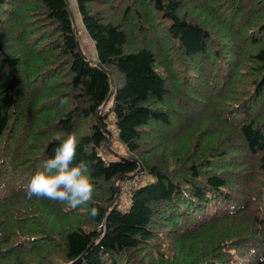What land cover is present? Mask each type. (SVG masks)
<instances>
[{"label": "trees", "instance_id": "1", "mask_svg": "<svg viewBox=\"0 0 264 264\" xmlns=\"http://www.w3.org/2000/svg\"><path fill=\"white\" fill-rule=\"evenodd\" d=\"M110 1L76 0L91 59L68 0H0V264H21L12 248L33 239L58 248L59 264H260L264 0H146L151 24L156 13L167 32L161 57L142 43L127 48V29L103 15ZM133 14L147 34L126 5L122 17ZM110 125L125 154L112 151ZM69 133L79 140L74 163L90 165L93 199L73 209L28 199ZM14 134L33 145L10 162ZM135 171L152 180L134 186L122 211L116 186Z\"/></svg>", "mask_w": 264, "mask_h": 264}, {"label": "rangeland", "instance_id": "2", "mask_svg": "<svg viewBox=\"0 0 264 264\" xmlns=\"http://www.w3.org/2000/svg\"><path fill=\"white\" fill-rule=\"evenodd\" d=\"M193 1L194 0H187V2H193ZM196 1L197 0H195V2ZM68 4L70 6L71 14L74 20L75 31H76V34L78 35V42L81 45L83 52L88 57L93 59L95 58L94 44L91 38L89 37V35L87 34L86 30L84 29V26L81 21L80 13L76 6V0H68ZM129 4L133 7V11L138 10V12L141 13V18H142V20L140 21V23H142L141 25L149 24L150 28H147V29L144 28V30H147V34H144V31L140 32L141 34H139V32L137 31L136 25L132 23L133 21L132 18L135 17L134 14L127 18L122 17V12H123L124 7ZM143 4L146 7H149V8L151 7L150 6L151 4L146 0H111L110 3H108L102 11H103V15L106 20H111L113 22H120L121 25L125 29H127V32H128L127 48H134L133 46H137L142 43L145 46L153 47L155 51L158 52L159 56L161 57L162 50L160 49L159 43L161 41L165 43V41L167 40V32L165 34V27L161 25L160 17L156 13L154 15H155V22L158 23L157 28H155L154 25L151 24L154 21V18L153 16H151L149 19L148 15L144 12L145 9L143 8ZM205 6L207 8L208 4ZM204 14L205 13L203 10L202 15ZM144 17L146 19H144ZM17 25H18V20H14L10 24L6 23L5 28H3L4 35H7L9 37L13 32V31H10L9 29H11L12 26H17ZM144 37H145V40H144ZM51 66L52 64L46 67H51ZM109 103L110 102L106 104V107H105L106 109ZM110 129H111V138L109 142H110L111 147L114 149L112 151H116L117 153H120V154H125L126 153L125 148L117 140L115 131H113V127L111 125H110ZM14 136L15 134L12 137H9V139L12 140L11 141L12 146L11 147L8 146L7 152L5 154V155L9 154L8 159L12 160L10 162H14V160H16L15 158H18L16 157V155L19 153V149L21 148L20 145H22L24 141H27L26 146L29 147V143L31 142L30 139H33L32 136L28 139L27 136L21 135L18 139V144H17V142L14 141ZM30 145H33V144L30 143ZM41 145H42V142H40V147ZM100 150L104 156L113 155L112 154L113 152L109 151L107 148L101 147ZM38 151L39 149L37 150V153ZM117 153H114V154H117ZM22 167L23 168L25 167L24 169H26L27 172L30 171V168H31L27 166H22ZM151 180H152V176L148 174L147 172L140 173V181H142V184L149 182ZM114 201L117 202L115 203L118 204V207L122 211H125L128 209V205L130 201V194L129 193L118 194V198H114L112 203H114ZM18 215L24 216L25 212L18 211ZM76 218H77V213L76 215L75 214L73 215L74 221L76 220ZM82 221H87V217L85 215L82 217ZM90 224L91 223L87 224L85 227L89 226ZM37 235L38 236L36 237L38 238L41 236L40 234H37ZM39 240L33 239L34 242L32 243L33 244L32 248H29V245L27 244V242L14 246L12 248V252H11L12 254L9 257L10 261H13L14 259H16L18 263L21 262V264H59L62 258H61L58 248L57 249L54 248L50 243L46 244V241L48 240H43V242H40Z\"/></svg>", "mask_w": 264, "mask_h": 264}, {"label": "clouds", "instance_id": "3", "mask_svg": "<svg viewBox=\"0 0 264 264\" xmlns=\"http://www.w3.org/2000/svg\"><path fill=\"white\" fill-rule=\"evenodd\" d=\"M61 104L68 103L67 98H61ZM78 137L74 133L67 134L55 149L54 156L43 164V171L37 172L28 183L25 195L67 203L71 208L88 205L95 191L90 174V165L81 160L74 163L76 158ZM89 214L98 215L96 208H91ZM264 264V256L259 258Z\"/></svg>", "mask_w": 264, "mask_h": 264}, {"label": "built area", "instance_id": "4", "mask_svg": "<svg viewBox=\"0 0 264 264\" xmlns=\"http://www.w3.org/2000/svg\"><path fill=\"white\" fill-rule=\"evenodd\" d=\"M140 181L139 171H135L130 175H127L120 179L117 184V194L130 193L134 186Z\"/></svg>", "mask_w": 264, "mask_h": 264}, {"label": "water", "instance_id": "5", "mask_svg": "<svg viewBox=\"0 0 264 264\" xmlns=\"http://www.w3.org/2000/svg\"><path fill=\"white\" fill-rule=\"evenodd\" d=\"M111 93V92H110Z\"/></svg>", "mask_w": 264, "mask_h": 264}]
</instances>
